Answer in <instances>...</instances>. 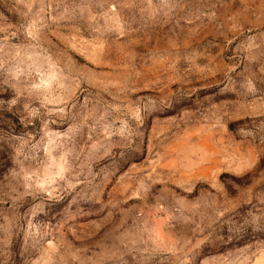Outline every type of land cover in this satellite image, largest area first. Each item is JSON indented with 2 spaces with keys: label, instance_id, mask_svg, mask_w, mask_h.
Returning a JSON list of instances; mask_svg holds the SVG:
<instances>
[{
  "label": "rangeland",
  "instance_id": "1",
  "mask_svg": "<svg viewBox=\"0 0 264 264\" xmlns=\"http://www.w3.org/2000/svg\"><path fill=\"white\" fill-rule=\"evenodd\" d=\"M261 251L264 0H0V264Z\"/></svg>",
  "mask_w": 264,
  "mask_h": 264
},
{
  "label": "crops",
  "instance_id": "2",
  "mask_svg": "<svg viewBox=\"0 0 264 264\" xmlns=\"http://www.w3.org/2000/svg\"><path fill=\"white\" fill-rule=\"evenodd\" d=\"M231 264H264V251L257 253L251 260L235 261Z\"/></svg>",
  "mask_w": 264,
  "mask_h": 264
}]
</instances>
